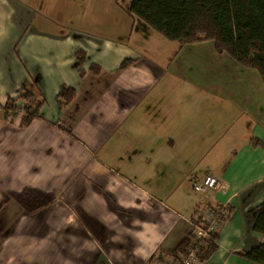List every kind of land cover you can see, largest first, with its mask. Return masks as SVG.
Instances as JSON below:
<instances>
[{
    "label": "crops",
    "instance_id": "obj_1",
    "mask_svg": "<svg viewBox=\"0 0 264 264\" xmlns=\"http://www.w3.org/2000/svg\"><path fill=\"white\" fill-rule=\"evenodd\" d=\"M130 2L0 0V264H155L219 205L195 264H264L244 255L264 243V77ZM22 89L40 116L8 120ZM207 174L221 191L194 189Z\"/></svg>",
    "mask_w": 264,
    "mask_h": 264
},
{
    "label": "trees",
    "instance_id": "obj_2",
    "mask_svg": "<svg viewBox=\"0 0 264 264\" xmlns=\"http://www.w3.org/2000/svg\"><path fill=\"white\" fill-rule=\"evenodd\" d=\"M127 11L168 40L181 44L211 40L217 52H227L236 62L256 68L264 77V0H131ZM78 60H83L80 52ZM129 63L124 60L121 67ZM73 93V89L62 87L57 99L68 102ZM42 104L35 92L22 89L17 96L7 97L3 108L8 120L13 121L24 111L29 122L40 116ZM199 218L203 222V216ZM258 223L264 225V203ZM194 237L190 231L171 254L179 257L187 253ZM214 238L211 231L203 239L197 260L206 259L215 250ZM244 255L264 262V243Z\"/></svg>",
    "mask_w": 264,
    "mask_h": 264
},
{
    "label": "built area",
    "instance_id": "obj_3",
    "mask_svg": "<svg viewBox=\"0 0 264 264\" xmlns=\"http://www.w3.org/2000/svg\"><path fill=\"white\" fill-rule=\"evenodd\" d=\"M24 119H26L27 114L22 113ZM223 183L216 176L212 174L205 175L201 181L194 185L196 191H221L223 188ZM206 222V228L202 229L199 234L194 235L191 246L187 253L175 257L173 254L164 257L160 260H156L155 264H195L197 260V250L199 246L203 243V239L208 236V232L212 230L216 225L219 224V220L222 214L225 212V207L223 205L216 206L214 209L209 210ZM203 216V215H202ZM204 217V216H203ZM192 232V231H191Z\"/></svg>",
    "mask_w": 264,
    "mask_h": 264
},
{
    "label": "rangeland",
    "instance_id": "obj_4",
    "mask_svg": "<svg viewBox=\"0 0 264 264\" xmlns=\"http://www.w3.org/2000/svg\"><path fill=\"white\" fill-rule=\"evenodd\" d=\"M123 2H129V1H131V0H122ZM142 21V20H141ZM143 22V21H142ZM144 23V25H145V27H147V29L151 32V33H157V35L160 37V39H163L164 41H170V40H168V39H165L163 36H161V34H159V32L158 31H156L155 29H153L151 26H149L148 24H146L145 22H143ZM209 41H211V40H209ZM176 43H178V45L180 44L179 42H177L176 41ZM213 43V42H212ZM216 51V50H215ZM217 52V51H216ZM217 53H219V52H217ZM221 53H225L226 55H229L227 52H221Z\"/></svg>",
    "mask_w": 264,
    "mask_h": 264
}]
</instances>
